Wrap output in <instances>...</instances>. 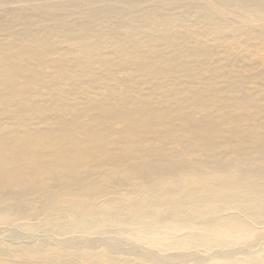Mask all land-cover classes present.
<instances>
[{"label": "bare ground", "instance_id": "bare-ground-1", "mask_svg": "<svg viewBox=\"0 0 264 264\" xmlns=\"http://www.w3.org/2000/svg\"><path fill=\"white\" fill-rule=\"evenodd\" d=\"M33 1L0 0V224L88 204L74 226L157 252L175 238L181 264L264 221V43L246 54L254 43L206 12L150 11L140 25L82 0H47L80 7L72 16ZM151 253L124 262L163 264ZM98 258L0 247V264L115 262Z\"/></svg>", "mask_w": 264, "mask_h": 264}, {"label": "rangeland", "instance_id": "rangeland-1", "mask_svg": "<svg viewBox=\"0 0 264 264\" xmlns=\"http://www.w3.org/2000/svg\"><path fill=\"white\" fill-rule=\"evenodd\" d=\"M97 1L101 2L94 4ZM33 3L35 5L28 6L36 8L37 11H40L38 8L59 5L60 10L54 13L63 16H72L81 11L80 7L70 1L53 3L36 0ZM82 3L83 8L102 5L103 9L132 13L133 19L140 25L153 21L148 18L150 15L146 14L150 11L163 10L175 15L187 13L193 19H198L201 12H206L228 25L227 27L240 37V42L254 43V47H245L246 54L258 55V45L264 43V0H82ZM80 206L82 208L79 214L66 212L46 220L37 219L32 222L31 219H24L11 225L0 224V247L26 246L47 251L67 249L82 257L96 255L98 259L115 256L114 264H126L124 259L128 253L141 256L144 252L151 256L153 252L156 254L155 258L163 261V264H172L170 254L179 251L174 246L177 241L175 238L165 240L170 248L157 252L152 245L136 240L129 232L123 237L114 236V233L103 235L93 233L83 228L82 224L74 226L92 210V205ZM53 224H70V227L78 228L70 235L62 236L50 229ZM221 238L219 235L214 236L216 240ZM202 250L207 251L193 254L186 252L178 261L181 264H264V221L238 233L224 247L215 246Z\"/></svg>", "mask_w": 264, "mask_h": 264}]
</instances>
